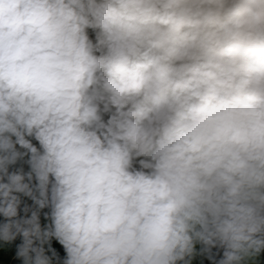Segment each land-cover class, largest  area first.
<instances>
[{"label": "clouds", "instance_id": "clouds-1", "mask_svg": "<svg viewBox=\"0 0 264 264\" xmlns=\"http://www.w3.org/2000/svg\"><path fill=\"white\" fill-rule=\"evenodd\" d=\"M0 264H264V0H0Z\"/></svg>", "mask_w": 264, "mask_h": 264}]
</instances>
